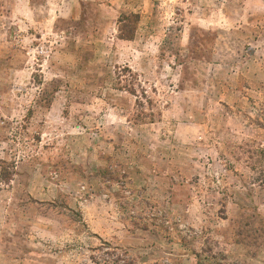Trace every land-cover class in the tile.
<instances>
[{
	"label": "rangeland",
	"instance_id": "rangeland-1",
	"mask_svg": "<svg viewBox=\"0 0 264 264\" xmlns=\"http://www.w3.org/2000/svg\"><path fill=\"white\" fill-rule=\"evenodd\" d=\"M252 240L264 0H0V264H248Z\"/></svg>",
	"mask_w": 264,
	"mask_h": 264
},
{
	"label": "crops",
	"instance_id": "crops-1",
	"mask_svg": "<svg viewBox=\"0 0 264 264\" xmlns=\"http://www.w3.org/2000/svg\"><path fill=\"white\" fill-rule=\"evenodd\" d=\"M233 244V246L241 247V255L239 256V262H248V264H264V259H260L261 250L264 249L261 243L256 242V240H252L251 242L245 241ZM263 248V249H262ZM228 257H230L228 255ZM262 260V261H261Z\"/></svg>",
	"mask_w": 264,
	"mask_h": 264
}]
</instances>
